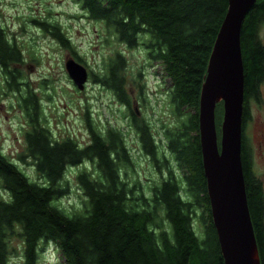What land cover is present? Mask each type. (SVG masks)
I'll return each instance as SVG.
<instances>
[{"label":"trees","instance_id":"trees-1","mask_svg":"<svg viewBox=\"0 0 264 264\" xmlns=\"http://www.w3.org/2000/svg\"><path fill=\"white\" fill-rule=\"evenodd\" d=\"M77 1L91 18L103 21L107 29L111 26L117 40L128 47L142 45L148 58L160 64L162 77L169 80L176 123L163 128L165 147L158 146L147 120L132 112L130 123L143 151L167 175L150 183L148 194L138 178L129 181L126 166L131 155L124 132L114 126L99 132L88 107L84 120L90 140L85 145L70 136L53 138L41 122L39 97L26 80L20 88L22 77L10 66L23 60L21 51L0 28V65L9 74L10 87L20 90V103L31 124L25 132L26 153L21 159L31 157L42 178L31 179L0 148V187L7 193L6 198L0 196V264H8L10 239L16 235L22 239L21 264H38L41 240L55 242L68 264H224L202 164L198 107L208 58L228 0ZM33 21L72 48L58 22ZM262 23L264 0H256L240 30L242 129L251 116L248 100L260 97L258 86L264 80ZM73 56L83 61L75 50ZM124 63L125 56L118 49L105 72L93 75L130 107L121 74ZM83 160L94 169L77 172L83 207L69 212L58 202L67 192L63 173ZM241 161L259 263L264 264V186L254 173L243 134ZM196 213L200 233L193 222Z\"/></svg>","mask_w":264,"mask_h":264},{"label":"rangeland","instance_id":"rangeland-1","mask_svg":"<svg viewBox=\"0 0 264 264\" xmlns=\"http://www.w3.org/2000/svg\"><path fill=\"white\" fill-rule=\"evenodd\" d=\"M35 18L58 22L69 36L72 48L63 45L50 32L34 23ZM0 28L9 40L16 42L21 51L23 60L12 62L10 66L22 77L20 88L26 80L39 97L41 122L48 127L53 138L70 136L81 146L85 145L90 140L84 120V112L88 107L99 132L104 133L108 126L124 132V140L131 155V163L126 166L129 181L138 178L148 194V185L167 175V171L161 174L143 151L138 133L130 124L132 112L139 119L147 120L156 143L163 148V128L176 123L174 107L168 94L169 80L162 77L164 71L160 64L148 58L142 45L128 47L125 42L117 40L114 29L111 26L107 29L103 21L91 18L77 0H0ZM260 35L264 39V23ZM118 49L125 56L121 74L125 78L130 107L93 75L95 72H105L109 59ZM73 50L83 59L81 63L88 72L82 89L74 84L64 66L67 58H73ZM8 78V72L0 65V148L31 179L42 181L35 171L32 158L27 156L25 160L21 159L26 153L25 132L31 128V124L20 103V90L12 89L6 81ZM258 87L260 97L249 98L251 116L241 130L249 144L254 173L264 186V80ZM223 106V101H219L214 107L219 148ZM171 163L174 165L172 160ZM84 168L89 171L94 169L90 162L83 160L64 170L62 181L67 192L58 198V202L69 212L83 207L84 195L76 175ZM175 173L179 174L180 171L175 169ZM0 196L7 197L2 187ZM196 214L193 222L200 233L201 224ZM10 244L8 264H21V237L13 236ZM40 244L38 264H68L55 242L41 240Z\"/></svg>","mask_w":264,"mask_h":264},{"label":"water","instance_id":"water-1","mask_svg":"<svg viewBox=\"0 0 264 264\" xmlns=\"http://www.w3.org/2000/svg\"><path fill=\"white\" fill-rule=\"evenodd\" d=\"M254 2L228 0L200 92L198 115L203 170L225 264H250L251 247L253 243L256 245L240 160L244 99L240 30ZM65 68L74 84L82 89L88 75L85 65L69 57L65 60ZM219 100L224 105L220 148L214 122V107Z\"/></svg>","mask_w":264,"mask_h":264},{"label":"bare ground","instance_id":"bare-ground-1","mask_svg":"<svg viewBox=\"0 0 264 264\" xmlns=\"http://www.w3.org/2000/svg\"><path fill=\"white\" fill-rule=\"evenodd\" d=\"M241 119H242V114H241ZM216 142H217V146L219 147L217 138H216ZM241 146H242V130L240 131V160H241ZM241 166H242V161H241ZM241 169H242V174H243V168L241 167ZM226 177H227V175L224 174L223 175V178L225 180H226ZM245 193H246V189H245ZM250 264H259L257 248H256V245L254 243L252 244V247H251V260H250Z\"/></svg>","mask_w":264,"mask_h":264}]
</instances>
